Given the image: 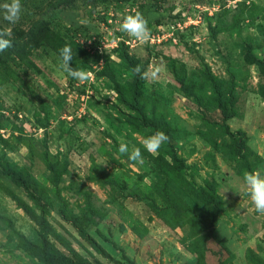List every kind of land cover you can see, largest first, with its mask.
I'll return each mask as SVG.
<instances>
[{"label":"rangeland","instance_id":"rangeland-1","mask_svg":"<svg viewBox=\"0 0 264 264\" xmlns=\"http://www.w3.org/2000/svg\"><path fill=\"white\" fill-rule=\"evenodd\" d=\"M51 1L28 0L14 25L48 19L84 49L89 60L77 55L72 66L89 78L67 76L41 46L19 82L0 86V165L48 198L40 209L0 166V264H38L33 248L44 237L79 264H264V215L243 185L245 170L264 175V0H69L49 10ZM137 11L151 29L143 44L120 30ZM0 24L13 26L2 15ZM174 60L187 74L206 66L229 79L234 70L237 114L226 123L244 131L237 148L261 160L209 143L233 144L217 126L220 110L181 90ZM137 65L160 72L141 79ZM177 129L169 144L185 165L167 170L156 162L160 154L170 162L164 144L149 153L144 140ZM121 143L139 148L143 163L119 153Z\"/></svg>","mask_w":264,"mask_h":264},{"label":"trees","instance_id":"trees-1","mask_svg":"<svg viewBox=\"0 0 264 264\" xmlns=\"http://www.w3.org/2000/svg\"><path fill=\"white\" fill-rule=\"evenodd\" d=\"M27 1L28 0H21V3L25 4ZM68 2L69 0H53L48 4V9L60 8ZM0 29H5V27L0 24ZM9 30L11 31V36L8 38L12 40L11 47L3 52H0V86L6 82H19L22 74L35 66L32 59V53L35 49L41 46H48L58 55V50L61 47L69 45L73 50V60L77 58V55H79V57L84 59L86 62L89 60L84 49L80 45L68 43L60 34L50 27L49 20L42 16L33 19L27 28H23L19 25H13ZM177 62V60L173 61V68L174 75L180 83L181 90L184 94L192 97L194 102L205 110L211 111L214 108L220 110L223 122L221 124L217 123V126L223 128V136L229 137L230 142L232 141L233 144H229V142L224 139L220 140V143L210 139L209 143L214 148L218 147L220 144H224L230 149V152L232 151L238 155L241 154L242 150H249L254 157L261 160V156L258 153L251 151L244 143L237 148L238 143L236 135H244V131L239 129L233 132L226 123L227 119L234 117L237 114L235 109V102L237 100L235 87L237 84L233 80L235 77L234 70L228 69L227 73L229 75V79H222L213 75L206 66H204L203 69L191 71L187 74L184 70V64L180 62L182 67L181 70L179 67H176ZM166 135L168 136V140L163 145V152L170 158V162L167 161L165 156L161 154L156 158V162L164 169L180 170L181 166L183 167L185 165V162L177 156L176 152L172 149L173 147L169 144V139H171V137L177 138L180 136V130L177 129L173 135L167 133ZM202 136L204 135L202 134ZM1 168L2 172L7 174L12 181L26 189L30 199L35 205L39 206L42 210L45 208V204L41 203V201L45 202L48 198L44 199L41 197L42 192L40 191L38 196L33 194L32 190L35 186L34 183L27 181V179L13 169L12 165L7 162L3 164ZM192 189L195 191V188ZM14 198L16 202L20 204V199L17 197ZM20 206H23V209L29 213V207L25 205ZM62 215L66 216V213L62 212ZM32 218L40 226L42 231L46 230L47 225L45 224L46 221L43 218L34 214L32 215ZM7 224L9 228L13 229L10 219H8ZM190 245L194 248L196 253L200 254L199 249L192 245L191 241ZM33 250L38 258V264H79L69 259L56 248H49V244L47 243L45 237L41 239V243L39 245L34 246Z\"/></svg>","mask_w":264,"mask_h":264},{"label":"clouds","instance_id":"clouds-1","mask_svg":"<svg viewBox=\"0 0 264 264\" xmlns=\"http://www.w3.org/2000/svg\"><path fill=\"white\" fill-rule=\"evenodd\" d=\"M23 7L21 0H4L0 3V15L3 20L8 24H16L22 15ZM80 23H87L81 20ZM120 30L127 33V35L133 38L135 41L143 44L151 39V29L149 27V20L143 13L137 11L134 14H128L124 17L120 24ZM11 36V31L7 28L0 29V52L5 51L11 47L12 40L8 37ZM73 50L71 46L64 45L58 50V67L67 76L77 81H84L89 78L85 70L72 66ZM133 72L140 76L141 79H155L160 72L159 68H151L142 70L140 65L134 67ZM168 140V136L163 131H157L151 136H148L144 140V148L149 153H156L161 146ZM119 153L126 155L130 161L142 164L143 157L139 148H133L131 152L126 143L119 145ZM243 185L244 193L250 198L255 211L264 215V175L260 171H248L243 172ZM239 195L241 193L236 192Z\"/></svg>","mask_w":264,"mask_h":264}]
</instances>
